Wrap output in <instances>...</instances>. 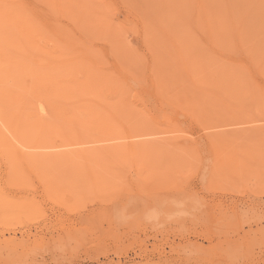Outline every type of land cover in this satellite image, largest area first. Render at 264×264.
Instances as JSON below:
<instances>
[{"label": "rangeland", "instance_id": "obj_1", "mask_svg": "<svg viewBox=\"0 0 264 264\" xmlns=\"http://www.w3.org/2000/svg\"><path fill=\"white\" fill-rule=\"evenodd\" d=\"M19 1L61 119L133 136L2 125L0 264H264V0Z\"/></svg>", "mask_w": 264, "mask_h": 264}, {"label": "bare ground", "instance_id": "obj_2", "mask_svg": "<svg viewBox=\"0 0 264 264\" xmlns=\"http://www.w3.org/2000/svg\"><path fill=\"white\" fill-rule=\"evenodd\" d=\"M27 8L19 0H0V122L2 123L0 138L6 137L4 127L17 138H61L71 141L87 137L96 142L132 137L128 128L121 130L112 124L85 127L82 126L83 123H79L77 127L61 119L54 105V95H56L52 90L54 86L48 85L43 74L44 70L39 68L38 61L34 59V51L41 49L44 41L42 36L45 34L40 22L42 16L36 14L37 17L40 16L38 19L34 15L35 8L34 11H31L30 7ZM4 47L10 51L4 52ZM32 60L36 62V67L31 66ZM224 115L222 117H225ZM246 129L238 130V132L242 130V133L238 134L249 133L250 131L247 132ZM254 133L258 132L254 131Z\"/></svg>", "mask_w": 264, "mask_h": 264}]
</instances>
